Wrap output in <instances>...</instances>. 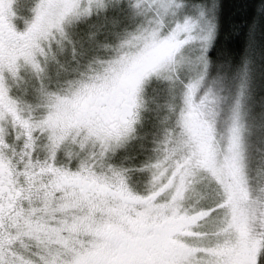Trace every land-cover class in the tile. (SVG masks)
<instances>
[{
	"label": "snow or ice",
	"instance_id": "obj_1",
	"mask_svg": "<svg viewBox=\"0 0 264 264\" xmlns=\"http://www.w3.org/2000/svg\"><path fill=\"white\" fill-rule=\"evenodd\" d=\"M0 264H264V0H0Z\"/></svg>",
	"mask_w": 264,
	"mask_h": 264
}]
</instances>
